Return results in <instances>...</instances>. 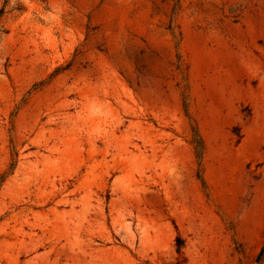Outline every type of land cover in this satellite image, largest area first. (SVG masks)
<instances>
[{
  "label": "rangeland",
  "instance_id": "rangeland-1",
  "mask_svg": "<svg viewBox=\"0 0 264 264\" xmlns=\"http://www.w3.org/2000/svg\"><path fill=\"white\" fill-rule=\"evenodd\" d=\"M263 246L264 0H0V264Z\"/></svg>",
  "mask_w": 264,
  "mask_h": 264
},
{
  "label": "trees",
  "instance_id": "trees-1",
  "mask_svg": "<svg viewBox=\"0 0 264 264\" xmlns=\"http://www.w3.org/2000/svg\"><path fill=\"white\" fill-rule=\"evenodd\" d=\"M259 264L264 262V246L261 248L260 253L258 255Z\"/></svg>",
  "mask_w": 264,
  "mask_h": 264
}]
</instances>
